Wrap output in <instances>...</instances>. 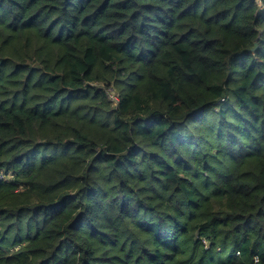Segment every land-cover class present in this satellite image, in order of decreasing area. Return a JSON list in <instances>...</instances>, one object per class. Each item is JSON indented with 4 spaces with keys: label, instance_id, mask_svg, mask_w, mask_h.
I'll return each mask as SVG.
<instances>
[{
    "label": "trees",
    "instance_id": "16d2710c",
    "mask_svg": "<svg viewBox=\"0 0 264 264\" xmlns=\"http://www.w3.org/2000/svg\"><path fill=\"white\" fill-rule=\"evenodd\" d=\"M0 264H264V0H0Z\"/></svg>",
    "mask_w": 264,
    "mask_h": 264
},
{
    "label": "built area",
    "instance_id": "2783aa9c",
    "mask_svg": "<svg viewBox=\"0 0 264 264\" xmlns=\"http://www.w3.org/2000/svg\"><path fill=\"white\" fill-rule=\"evenodd\" d=\"M107 96H108L109 101L113 105H115L117 103L118 99H117V96L113 93V91L109 90Z\"/></svg>",
    "mask_w": 264,
    "mask_h": 264
},
{
    "label": "water",
    "instance_id": "95a60500",
    "mask_svg": "<svg viewBox=\"0 0 264 264\" xmlns=\"http://www.w3.org/2000/svg\"><path fill=\"white\" fill-rule=\"evenodd\" d=\"M255 48H256V45H255V47L251 51L253 52L255 50Z\"/></svg>",
    "mask_w": 264,
    "mask_h": 264
}]
</instances>
